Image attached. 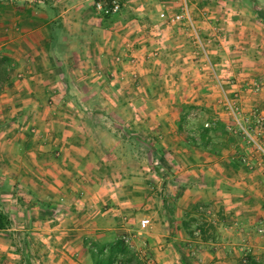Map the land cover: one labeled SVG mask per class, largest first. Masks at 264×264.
Instances as JSON below:
<instances>
[{"label":"crops","instance_id":"crops-1","mask_svg":"<svg viewBox=\"0 0 264 264\" xmlns=\"http://www.w3.org/2000/svg\"><path fill=\"white\" fill-rule=\"evenodd\" d=\"M92 1L0 2V25L8 30L5 40L19 42L16 53L8 54L9 58H17V64L7 68V74L15 78L5 82L0 95V211L9 219L21 217L25 233L45 224L39 229L43 236L38 245L46 248L42 264H91L89 244H106L122 236L127 229L117 226L121 224L118 220L130 218L121 217L124 213L115 207L118 199L113 201L114 197L101 187L114 179L106 173L109 166L101 155L107 151L105 145L101 143L100 147L90 140L83 125L85 116L74 113L71 107L77 105L84 110L85 105L96 106L102 101L119 105L117 95L122 94L126 104L137 105L141 99L136 91L137 76L151 77L149 81L154 84L159 77L172 81L175 60L185 63L178 67L180 81L185 78L182 76L194 78L181 92L163 87L160 94L146 97L143 103L157 105L160 112L152 114L153 128L150 124L144 126V132L153 131L169 140L180 134L182 138L176 141L185 151L207 150L211 140L205 148L199 138L218 137L212 141L215 154L220 156L209 159L211 165H200L205 170L212 169L211 184L203 183L197 192L207 191L205 187H210V192H223L220 197L226 198L222 202H226L227 218L235 219L236 200L249 203V217L264 218V192L251 194L244 190L252 184L264 188V162L253 159L254 150L250 148L248 152L241 140L237 142L243 138L264 158V114L207 115L202 110L220 101L229 106L233 103L231 96L242 98L240 90L249 87L245 80L231 77H245L263 69L264 0H121L120 10L111 15L96 14ZM180 5L187 10L186 19L167 23L159 17L161 10L171 15ZM11 27L18 31L16 37L11 36ZM100 74L110 75L111 79L102 80ZM201 79L204 80L199 82ZM147 85L143 87L149 90ZM262 88L264 81L259 79L256 89L261 92ZM175 103L194 104L196 111L188 109L180 117L179 112L162 109L163 105ZM202 128L213 130L203 134ZM179 166L192 167L183 161ZM240 169L250 170L240 175ZM85 186L91 188L87 190ZM114 189L109 194L115 193ZM181 190L180 195L188 199L187 187ZM238 192L241 193L235 194ZM105 203L113 207L106 211L99 206ZM163 212L166 215L161 214L162 229L157 226L149 238L153 259L155 264H175L173 248L179 244L167 239L156 245L178 224H174L169 210ZM153 214L150 211L142 216L152 220ZM181 215L187 212L179 214V230L185 224ZM126 224L127 221L123 223ZM231 228L216 227L220 240L200 243L199 248H206L208 254L199 251V264H240L234 253L238 247L228 234ZM202 232L210 233L205 229ZM24 243L28 249V241Z\"/></svg>","mask_w":264,"mask_h":264},{"label":"rangeland","instance_id":"rangeland-1","mask_svg":"<svg viewBox=\"0 0 264 264\" xmlns=\"http://www.w3.org/2000/svg\"><path fill=\"white\" fill-rule=\"evenodd\" d=\"M2 1L5 0H0V2ZM10 30L13 31L11 36L16 37L18 31L15 30L14 27H11ZM7 31L8 30H3L2 25H0V57L3 58L2 56H4V58H6L0 61V95L6 87L5 82L8 81L9 78H15V75L7 74V68L15 66V64H17V58L15 55H13V58H9L8 54L10 53L12 55L13 52L16 53L19 48L18 41L5 40L4 33ZM208 59L210 60L212 58ZM193 60L194 59L191 58V61ZM181 64L178 63L177 60L172 63V67L175 70V73L170 74L172 81H166L163 80L162 77H159L154 84V82L149 81L151 77L147 78L146 76H142L140 78V76H137L138 87L136 91L141 98L137 101V105L126 104L127 101L124 99V94H122V96L117 95L118 100L121 102L118 101L119 105H114L112 103L105 104L103 101L102 104L98 103L96 106L85 105V112L87 110L90 114L83 115L82 112H84V110L81 106L75 105L71 107L74 113L78 112L82 116H85L83 117L85 120L83 125L87 128L86 132L89 134L90 140L94 141L97 145L99 144L100 147H102L101 143L104 144L105 149H107L105 154L101 155L104 158L105 164L109 166L106 173L113 175L112 178L114 179H112L113 181H111L110 184L104 183V186L101 187H104L103 189L108 195L114 197L113 201L118 199L116 205L115 203L114 205L116 209H120L121 213H124L121 217H130L129 220H118L121 224H117V226L127 229V231L121 234L127 239L128 246L139 254L140 259L144 260V262H149V264H155L153 259L154 250L152 248L153 246L150 244L149 238L152 232L156 230L157 226L162 229L161 214L164 213V215H166L163 209L170 211L174 224L176 222L179 224V214L182 211H186V216H180V218L185 219V224L180 227V230L178 229V224H175L176 229L171 231L168 236L161 237L162 239L157 242L156 245L166 243L167 239L174 240L173 242L175 244H173H179V247L192 258L189 260V264H199L196 257L200 256V243L207 242L211 239L220 240V231L217 230L219 231L217 232L216 227L219 229L223 226L230 225L232 228L228 234L233 237L234 244L238 247L236 251L234 250V253L236 259L240 260V264H246V262H243V258H245L246 261L252 259L256 264H264V234L260 236L255 232L257 221L263 217H249V214L251 215L249 203L236 200L234 204L238 209L237 213H233L235 219L227 218L225 215V208H227L225 205L226 202H222V200L225 201L226 198L220 197L223 192H210V187H205L207 191L197 192L198 186L201 187L203 183L209 184L211 182L210 177L212 174V169L205 170L201 168L200 165L204 162L211 165L210 160H212V158L215 159L219 154H215L208 149L204 151H185V149L177 143L181 137L180 134L175 135L173 138L170 137L172 139L169 140L168 137H163L162 135L158 137L156 134L151 133L153 131L144 132V126L150 124L153 128L154 123L152 122L154 121L152 114L159 111H157V105L143 103L146 97H149L150 94H160L163 91V87L174 90L175 93L181 92V90H184V86L189 84H186V82L193 80L194 77L187 78V76H182L183 78L185 77L183 81L179 80L180 77L177 71L179 69L178 67L183 66H181ZM202 64H207V62L202 60ZM2 70L5 72L3 73ZM259 70L260 71L254 74H249V76L240 77L241 75H234L231 77V79L235 81H240V79H243V81L245 80L244 82L249 89L240 90L242 93H240V91L239 93L242 98H256L254 101L250 99L243 100L242 98L236 100L239 95L231 96L233 97V100H231L233 103H230L229 106L223 103V101H220L216 106H203V113L215 115L216 113L228 114L231 112L243 115L248 112H261L260 114H264V88H262L261 92L254 89L259 79L264 81V66L262 70L261 68ZM100 75L102 80L106 78L111 79L110 75ZM90 77H93V75H90ZM207 78H210V75H207ZM162 80L163 82L165 81L163 83L164 86ZM202 80L204 79H201L199 82ZM166 83H170L171 85L167 87ZM146 84H148L149 90L147 87L146 89L143 87ZM196 85H198V82H196ZM178 99L179 98H177V100ZM95 107H98V109ZM184 108L196 111L195 105L191 103L163 105L162 109L166 112L175 114L181 112ZM101 112L105 117L99 114ZM144 116H146L152 124L149 123V121L146 122L147 119H144ZM249 123L250 122H244V125H248ZM232 129L233 128H231V130ZM238 136L239 135H237V137ZM240 140L242 141L241 144L245 146L246 151L250 152L251 149L254 150L252 155L253 159L256 158L255 160L261 163L264 162L263 156L260 155L255 148L251 147V145H246L247 143H245V140H243V138L241 139V137L237 139V142ZM173 144H176V146ZM151 149L154 150V152L151 151ZM182 161L186 163L187 166L192 165V167L190 169H184L179 166ZM222 163L226 164V161L223 160ZM249 170L250 169H240L239 174L246 175ZM101 171L102 173L104 172V170ZM184 172L189 173L192 180H190L189 175ZM187 177L189 180H185ZM195 178H199L200 181H196L195 183ZM184 186L189 190L188 199H184V196L180 195L182 191L181 188ZM85 188L89 190L91 186H85ZM113 189L115 193L109 194L110 190ZM244 190L251 194H255V191L264 192V188L262 189L261 186L255 184H252V187L245 186ZM240 193L241 192L235 194L239 195ZM201 194H204V196H200ZM184 202L188 203L185 204ZM128 204H130L129 207ZM99 206L106 208V211L108 207H113L112 204L108 203ZM150 211L154 212V218L152 220L150 219L145 227H140L138 220L142 215L148 212L150 213ZM9 220V229L0 230V264H42L44 252L46 250V248L42 249V247L38 245V243L42 242L39 239L43 236V232L39 230L42 225H34L35 228L39 229L28 230V232L25 233L23 230L25 223L21 217L11 216ZM125 221H127V224L123 225ZM43 226H45V224ZM202 229H205V232L210 231V233H205V235H203ZM224 234H222L223 237L226 236ZM24 240L28 241V249L24 248ZM154 247L157 248V246ZM176 247L178 248V246ZM176 247L173 249L177 256V262L175 260V264H178L179 257ZM201 252L208 254L206 248L204 250L202 249Z\"/></svg>","mask_w":264,"mask_h":264},{"label":"trees","instance_id":"trees-1","mask_svg":"<svg viewBox=\"0 0 264 264\" xmlns=\"http://www.w3.org/2000/svg\"><path fill=\"white\" fill-rule=\"evenodd\" d=\"M119 2L121 5V0H119ZM2 57L3 58L0 57V61L1 59H6L4 58V56ZM2 71L3 73L5 72L4 70ZM187 110L188 108L182 109L181 112H179V115H181L180 117H182ZM209 129L213 130V128H202L203 134H207V131H209ZM199 139L201 140L202 147L204 146L205 148L207 143H209V140H211V146L207 147V149L215 153L214 143L212 140H219L218 137L212 138L209 136H201ZM151 151L154 152V150L152 149ZM9 224L10 220L8 216L0 211V230L8 228ZM87 251L90 256L91 264H141L139 254L128 246V244L124 241L123 236H119L113 241L106 244L90 243L87 247ZM176 251L179 257V264H189V260L192 258H190L187 254L185 255L186 252H184L179 246L178 248L176 247ZM246 264H256V262L252 259H248L246 261Z\"/></svg>","mask_w":264,"mask_h":264},{"label":"built area","instance_id":"built-area-1","mask_svg":"<svg viewBox=\"0 0 264 264\" xmlns=\"http://www.w3.org/2000/svg\"><path fill=\"white\" fill-rule=\"evenodd\" d=\"M92 9L96 14L100 15H110L115 14L120 10V2L119 0H93L92 1ZM159 17L163 18L167 23H172L174 21H180L182 19L187 18V10L184 5H180L179 9L171 15H167L165 10H161L159 12ZM257 87V84H255ZM256 87L254 89H256ZM149 222V218L146 216H142L138 220V224L140 227H145ZM255 232L262 236L264 234V218H261L257 221L255 225ZM124 241L127 243V239L124 238ZM243 262H246L245 258H243ZM141 264H149V262H144L141 259Z\"/></svg>","mask_w":264,"mask_h":264}]
</instances>
